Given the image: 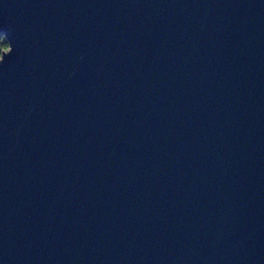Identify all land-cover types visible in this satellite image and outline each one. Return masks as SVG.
<instances>
[{
    "label": "water",
    "instance_id": "1",
    "mask_svg": "<svg viewBox=\"0 0 264 264\" xmlns=\"http://www.w3.org/2000/svg\"><path fill=\"white\" fill-rule=\"evenodd\" d=\"M0 264H264V0H0Z\"/></svg>",
    "mask_w": 264,
    "mask_h": 264
},
{
    "label": "trees",
    "instance_id": "2",
    "mask_svg": "<svg viewBox=\"0 0 264 264\" xmlns=\"http://www.w3.org/2000/svg\"><path fill=\"white\" fill-rule=\"evenodd\" d=\"M9 48V43L4 34L0 36V56L1 54Z\"/></svg>",
    "mask_w": 264,
    "mask_h": 264
}]
</instances>
